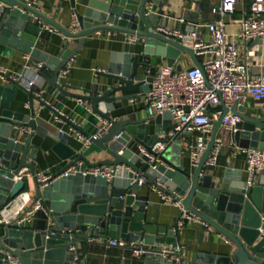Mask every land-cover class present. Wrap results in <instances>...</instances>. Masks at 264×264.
<instances>
[{
  "label": "water",
  "instance_id": "obj_1",
  "mask_svg": "<svg viewBox=\"0 0 264 264\" xmlns=\"http://www.w3.org/2000/svg\"><path fill=\"white\" fill-rule=\"evenodd\" d=\"M67 1L79 25L76 32L63 28L23 0H0V43L17 45L30 56L26 67L16 76L18 81L0 79V157L3 159L0 205L29 188V179L15 181L14 176L23 169L32 175L36 173L41 145L33 143L35 136L54 141L51 150L61 161H68L54 177L71 167L82 171L100 166L119 168L111 181L80 171L45 188L35 184V200L43 206L47 225L43 228L2 226L0 264L74 263L80 253L78 248L72 252L71 247L91 244L96 239L125 241L147 249L137 264H174L163 258L160 248L180 245L182 231L176 229L177 224H167L159 209L150 215L154 206L150 201L151 190L172 196L181 202L187 216L199 218V223L193 224L200 231V248L193 253L189 264H264V238H260L258 230L264 217V175L248 187L241 170L228 167L217 173L206 167L221 131V120L215 123L210 139L206 140L207 149L193 167L186 161L180 140H175L165 151L154 149L161 142L160 134L167 133L172 125L170 113L137 120H132L130 113L113 116L114 111L123 108L124 102L149 92L161 62L173 67L182 54H187L200 66L193 49L158 30L165 28L166 0H158L156 10L149 14L147 5L154 0ZM44 24L58 29L64 36V47L57 56L37 47L41 34L46 32ZM99 31L122 34L124 42L130 35L138 36V40L127 43L122 54L111 57L108 68L101 73L111 80L109 85L97 84L94 90L62 85L61 71L91 40L90 36ZM70 41L77 47L70 48ZM252 43L263 41L258 38L248 44ZM137 45H143L140 52H136ZM28 68L35 70L62 96L89 103L91 111L110 124L103 135L95 138L66 120L71 130L91 138V145L84 147L74 134L55 125L50 130V122L37 114L33 93H29L32 105L28 114L15 110L12 106L18 91H26L21 81L27 76ZM45 70H50L52 76L47 77ZM181 70V66L176 67V71ZM69 89L80 94L70 93ZM134 90H139V94H124ZM223 110L224 115L229 112L225 107ZM251 110L246 103L234 104L231 112L242 120L229 138L238 149L264 151V106ZM55 114L66 119L58 112ZM151 121L156 126L153 133ZM22 128L30 132L21 133ZM94 155L104 158L92 162L90 158ZM139 177L150 186L147 195L137 194L142 191ZM62 229H70L71 233L61 234Z\"/></svg>",
  "mask_w": 264,
  "mask_h": 264
},
{
  "label": "built area",
  "instance_id": "obj_2",
  "mask_svg": "<svg viewBox=\"0 0 264 264\" xmlns=\"http://www.w3.org/2000/svg\"><path fill=\"white\" fill-rule=\"evenodd\" d=\"M28 6L36 8V0H23ZM202 2L203 0H195ZM239 0H220L219 4L212 9L214 19L204 26L187 23L185 29L159 28L168 35L185 46L193 49L196 56H200V66H192L186 70L176 71L175 66L171 67L162 64L156 71L152 82V87L145 95L147 102V114L155 118L164 113H170L172 116L171 132L160 134L161 142L156 144L154 149L160 152L165 151L167 147L174 143L176 138L185 131H199L203 135L194 146H190V163L196 167L207 149L206 140L210 139L216 122L221 120V131L228 135L235 132L236 125L241 122V117L231 112L234 104L242 106L249 98L264 101V72L257 76H252L248 62L240 60L239 49L237 45L230 40L227 33V21L229 17L235 14ZM147 14L153 10V4L147 5ZM74 23L69 28L70 32L79 30L76 17ZM185 24V20H180ZM201 27L205 28L207 38L201 32ZM46 31L62 34L58 29L44 24ZM103 32L99 31L98 33ZM111 33V31L104 32ZM238 38L243 42H249L254 39H261L264 42V0H252L248 11L245 12L241 20V27ZM129 43H135L138 36L130 35L126 39ZM26 62L30 56L26 54ZM25 62V64H26ZM41 66V64H39ZM26 67V65H25ZM105 72V70H99ZM67 74V67L60 73V80ZM17 74L10 72L0 65V79L6 81H18ZM21 84L28 91L34 85L33 81L25 82L22 79ZM36 97H42V92H34ZM82 104L83 101L80 100ZM31 101L27 103L31 107ZM223 107L229 112L224 115ZM56 120H62L56 116ZM110 126L107 122L101 123V128L93 135L99 138ZM220 131V132H221ZM27 128H22L21 133H29ZM72 134L82 142L84 147L91 145V138H87L81 133L72 130ZM208 135V136H207ZM207 136V137H206ZM224 139L217 136L215 145L206 162V167L213 168L217 165L218 157L222 152ZM245 156V173L247 175L246 185H254L258 177L264 173V151L259 149H240ZM142 152L143 149H141ZM3 159L0 157V165ZM119 167L100 166L95 168H85L83 171L77 167H71L61 175L54 177L52 172H38L34 175L27 171H21L14 176L15 181L24 179H33L41 188H45L54 183L57 179L73 176L80 171L84 175L91 174L102 176L108 181L115 177ZM145 179L139 177V184L142 185ZM162 203L173 205L181 209L182 218L177 222L176 229L182 231L185 221L199 223V218L195 215L187 216L180 201L165 193H159ZM44 211L39 200L33 198L30 189H25L18 196L10 199L0 210V227L10 224L19 226L27 225L36 220L37 214ZM260 238H264V217L258 228ZM61 234L71 233L70 229H62ZM110 246L130 249L134 258L138 259L141 255L147 253V249L136 246L134 243L125 241L111 240ZM77 247L72 246L71 251L75 252ZM161 255L169 262L174 264H189L188 251L184 246H164L160 248ZM74 264H86L79 257L75 258Z\"/></svg>",
  "mask_w": 264,
  "mask_h": 264
},
{
  "label": "crops",
  "instance_id": "obj_3",
  "mask_svg": "<svg viewBox=\"0 0 264 264\" xmlns=\"http://www.w3.org/2000/svg\"><path fill=\"white\" fill-rule=\"evenodd\" d=\"M220 0H203L202 2H196L195 0H166L164 2V27L166 29L181 28L185 29L187 23L198 24L204 26L214 19L212 9L219 4ZM252 0H239L236 12L229 17L227 21V33L230 38L238 47L240 60L242 62H248L252 76H257L264 72V42L262 44H248L249 42H243L238 38V34L241 27V20L244 17L246 11H248ZM159 1H153V10H156ZM37 11L41 12L44 16L50 20L58 23L63 28L69 29L74 23V11L70 7L67 0H36ZM185 20V24H181L180 20ZM38 20H36V23ZM201 32L205 38V28L201 27ZM91 40L86 42L81 51L69 62L67 65V74L60 80L62 85H67L78 90H94L96 85L107 86L111 83V80L101 75L103 71L109 66L111 57L115 54H122L125 46L129 43L127 40H122V34L118 35L115 32L104 33L96 32L92 34ZM37 47L43 52L48 53L50 56H57L64 47L63 34H55L46 31L41 34ZM69 47L74 49L77 44L70 41ZM143 49V45L136 46V52H140ZM26 54L22 52L17 45L12 43L3 44L0 43V65L8 69L14 74L20 73L25 68ZM200 61V56H197ZM166 63H160V65ZM195 65V61L190 55L182 54L176 62L175 68L181 66L182 70H186ZM158 66V68H159ZM157 68V69H158ZM44 74L47 77L52 76L50 70H45ZM34 82L31 90L21 91L17 93L16 100L13 102V108L17 111H21L25 114L30 112V107L27 103L30 102L29 93L42 92V97H36L33 100V104L37 111V114L48 122L51 126H58L66 132L72 133L71 127L67 124L66 120L78 125L84 131L89 134H95L98 130V126L102 123L101 119L94 114L90 109V104L83 101L80 103V99L68 96H62L54 86H50L48 82L39 76L37 72L31 68H28L25 82ZM49 87L47 93L46 89ZM78 90L69 89L70 93L80 94ZM45 93V96L43 97ZM124 94H139V90L125 92ZM41 101L45 103L42 105ZM246 105L249 107V112L253 108H260L264 106V101L249 98L246 101ZM56 112L66 118L65 120H56ZM131 114L132 120L141 118H150L147 114V102L146 97L142 96L133 101L124 102L122 109L113 112V116H126ZM155 124L151 121V131L155 130ZM172 126L168 130L171 132ZM203 134L199 131H185L181 133L176 140H180L182 144V151L186 154V161L190 164V146L197 144L199 138ZM220 137L224 139V146L222 152L218 157L217 165L208 169L217 173L224 171V169L231 167L235 170H241L243 172V179H247L245 173V156L242 150L238 149L229 138V135L221 131ZM34 144L41 145V150L47 151L44 155L42 151H39V159L37 160L36 173L38 172H52L55 173L63 168L68 161H61L58 156L51 150L54 145V141L49 138L42 140L40 137L35 136L33 139ZM80 145H83L80 142ZM138 149V148H137ZM104 157L92 156L90 160L103 159ZM140 165V164H138ZM22 171H27L23 169ZM30 173V171H28ZM31 174V173H30ZM264 175L261 174L258 179ZM257 179V180H258ZM256 180V181H257ZM35 182L33 179H29V188L33 198H35ZM150 191V186L146 181L142 184V191L137 192L138 195H147ZM10 200V199H9ZM8 200V201H9ZM150 201L154 202V206L150 209V215H152L157 209L160 210V216L167 224L175 226L178 219L181 216V209L162 203L160 194L151 190ZM6 203V202H5ZM0 205V210L5 205ZM30 227L43 228L47 225L45 211H40L37 214L36 220L30 224ZM197 224H193L188 220L185 221V226L182 230L181 246H184L188 251V261L192 259L193 253L200 247L198 245V236L200 231L197 229ZM2 226L0 227V232ZM109 241L106 239H96L94 243L78 244L80 253V259L86 264H137V259L133 257L130 249H124L109 245ZM74 264V263H70Z\"/></svg>",
  "mask_w": 264,
  "mask_h": 264
}]
</instances>
